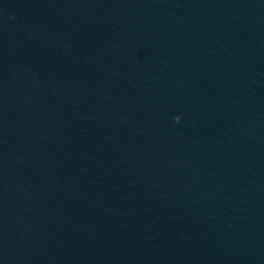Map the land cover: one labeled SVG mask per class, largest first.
<instances>
[{"label": "clouds", "instance_id": "9594fccd", "mask_svg": "<svg viewBox=\"0 0 264 264\" xmlns=\"http://www.w3.org/2000/svg\"><path fill=\"white\" fill-rule=\"evenodd\" d=\"M174 119H175L177 122H179L180 117H179V116H176Z\"/></svg>", "mask_w": 264, "mask_h": 264}]
</instances>
